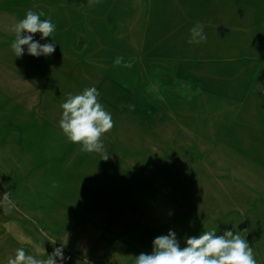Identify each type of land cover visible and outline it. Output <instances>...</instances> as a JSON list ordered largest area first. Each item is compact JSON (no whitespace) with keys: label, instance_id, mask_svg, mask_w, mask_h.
<instances>
[{"label":"rangeland","instance_id":"1","mask_svg":"<svg viewBox=\"0 0 264 264\" xmlns=\"http://www.w3.org/2000/svg\"><path fill=\"white\" fill-rule=\"evenodd\" d=\"M166 2L0 0V264L17 248L46 259L62 246L57 264H134L160 235L174 231L184 247L214 228L238 232L264 264V217L239 183L262 133L239 82L257 59L179 40L181 23L211 19L189 13L209 9ZM29 9L56 25L33 36L55 45L50 56L11 50ZM93 86L114 121L103 153L59 128L67 94Z\"/></svg>","mask_w":264,"mask_h":264},{"label":"clouds","instance_id":"2","mask_svg":"<svg viewBox=\"0 0 264 264\" xmlns=\"http://www.w3.org/2000/svg\"><path fill=\"white\" fill-rule=\"evenodd\" d=\"M91 2V0H90ZM98 2V0H97ZM45 13L27 10L23 19L15 23L11 31L15 39L11 43V50L16 57L27 53L33 57L50 56L55 51L53 43L41 44L33 40L34 34H41V39L51 37L56 25L51 19H41ZM207 39L203 32V25L197 22L189 30L188 43L201 44ZM124 58L118 56L114 66H120ZM124 67L131 68L132 62L124 63ZM100 92L96 87L85 88L80 94L68 93L66 100L60 105L62 115L59 128L66 139L86 153H103L102 138L114 127L112 115L99 100ZM109 157L105 154L103 160ZM10 207H14L9 201ZM67 259L63 255V246L55 248L46 259H39L28 254L24 248H17L14 256H10L7 264H57V259ZM134 264H257L253 248L238 232L226 230L222 235L217 230L203 231L198 236L186 239V246L181 247L174 231L167 235H160L153 240L150 254L141 253L135 256Z\"/></svg>","mask_w":264,"mask_h":264},{"label":"crops","instance_id":"3","mask_svg":"<svg viewBox=\"0 0 264 264\" xmlns=\"http://www.w3.org/2000/svg\"><path fill=\"white\" fill-rule=\"evenodd\" d=\"M166 4H205V7L209 9V11L189 13L211 19L181 23L179 33L183 34V37H179V40L188 41L189 30L199 22L203 25V32L207 37L205 42H210L205 49L219 51L205 52L204 55L257 59V65H251L252 68L243 67L244 70H248L249 75L239 82H242L244 88L252 90L251 104L252 108L256 109L255 106H257L259 110L257 113L262 121L259 124L262 133L255 137L257 143L252 145L254 147L252 151L256 155L253 156L251 165L247 166L251 170L241 173L239 183L252 185L251 215L264 217V0H170V3L166 2ZM207 4H214L212 6L215 11L213 12L212 6ZM218 4H232V6L222 8ZM213 15L225 16L226 19L213 20ZM245 141L247 142L248 139Z\"/></svg>","mask_w":264,"mask_h":264}]
</instances>
